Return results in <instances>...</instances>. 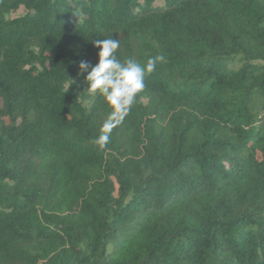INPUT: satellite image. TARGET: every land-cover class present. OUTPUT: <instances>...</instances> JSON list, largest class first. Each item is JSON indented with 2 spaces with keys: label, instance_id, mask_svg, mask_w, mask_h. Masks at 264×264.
Wrapping results in <instances>:
<instances>
[{
  "label": "trees",
  "instance_id": "1",
  "mask_svg": "<svg viewBox=\"0 0 264 264\" xmlns=\"http://www.w3.org/2000/svg\"><path fill=\"white\" fill-rule=\"evenodd\" d=\"M159 1L0 0V264H264V0ZM106 38L159 59L101 147Z\"/></svg>",
  "mask_w": 264,
  "mask_h": 264
},
{
  "label": "clouds",
  "instance_id": "2",
  "mask_svg": "<svg viewBox=\"0 0 264 264\" xmlns=\"http://www.w3.org/2000/svg\"><path fill=\"white\" fill-rule=\"evenodd\" d=\"M97 52L98 62L94 65L87 60L79 62V70L86 73L87 89L89 93L99 94L109 106L110 112L101 126L100 135L94 143L103 147L108 143L109 133L116 124L127 116L137 94L145 88V77L156 66L157 58H148L144 65L133 59L119 60L115 53L120 42L117 39L106 38L93 41Z\"/></svg>",
  "mask_w": 264,
  "mask_h": 264
},
{
  "label": "rangeland",
  "instance_id": "3",
  "mask_svg": "<svg viewBox=\"0 0 264 264\" xmlns=\"http://www.w3.org/2000/svg\"><path fill=\"white\" fill-rule=\"evenodd\" d=\"M159 3H160V4H163L164 1H163V0H160ZM25 12H26V11H25V8L22 7V8H20L19 10L15 11V13H14V12L10 13V14L8 15V17H9L10 19H14V18H16V17H19V16L25 14Z\"/></svg>",
  "mask_w": 264,
  "mask_h": 264
}]
</instances>
